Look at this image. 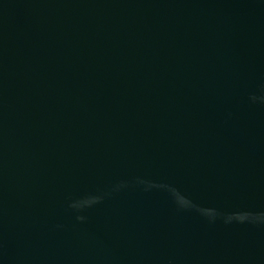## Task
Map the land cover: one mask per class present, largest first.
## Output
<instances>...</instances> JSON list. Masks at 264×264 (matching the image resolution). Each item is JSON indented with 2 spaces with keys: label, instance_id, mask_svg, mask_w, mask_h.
<instances>
[{
  "label": "water",
  "instance_id": "1",
  "mask_svg": "<svg viewBox=\"0 0 264 264\" xmlns=\"http://www.w3.org/2000/svg\"><path fill=\"white\" fill-rule=\"evenodd\" d=\"M0 264H264V0H0Z\"/></svg>",
  "mask_w": 264,
  "mask_h": 264
}]
</instances>
